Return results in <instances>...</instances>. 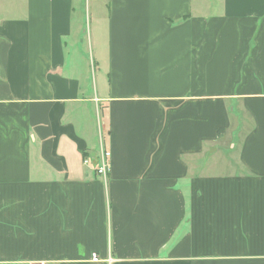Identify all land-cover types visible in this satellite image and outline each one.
I'll use <instances>...</instances> for the list:
<instances>
[{
    "label": "crops",
    "instance_id": "obj_1",
    "mask_svg": "<svg viewBox=\"0 0 264 264\" xmlns=\"http://www.w3.org/2000/svg\"><path fill=\"white\" fill-rule=\"evenodd\" d=\"M0 264H264V0H0Z\"/></svg>",
    "mask_w": 264,
    "mask_h": 264
},
{
    "label": "rangeland",
    "instance_id": "obj_2",
    "mask_svg": "<svg viewBox=\"0 0 264 264\" xmlns=\"http://www.w3.org/2000/svg\"><path fill=\"white\" fill-rule=\"evenodd\" d=\"M87 9H89V6L85 4L84 20H83V21H86L84 25L85 30L87 29V25L89 24V21H95V18L98 15H100V14H96L93 9L91 10V8L89 9L90 10V15H89V11ZM82 38L83 39L85 38V34L83 35ZM240 123L241 122L238 119L234 120V124H235L234 131L232 130L233 131V132L231 131L232 133L230 132L229 134L225 135L222 138V140L220 141V147H219V151L217 152V156L208 157L209 163H214L215 165H222V167H224L225 169L224 172L226 173L231 172V174H234V173H237V171H239V170H236L234 164H232L229 160V159L237 160V157H238V154H236L237 151L231 152L229 151V147H230V144L235 141V135H236L235 129ZM237 133L240 134L239 131H237Z\"/></svg>",
    "mask_w": 264,
    "mask_h": 264
},
{
    "label": "built area",
    "instance_id": "obj_3",
    "mask_svg": "<svg viewBox=\"0 0 264 264\" xmlns=\"http://www.w3.org/2000/svg\"><path fill=\"white\" fill-rule=\"evenodd\" d=\"M84 164H90V159H84ZM110 171V153L106 149L101 152V155L98 156V164L96 172L101 177H108ZM99 260L96 254L92 255V261L97 262Z\"/></svg>",
    "mask_w": 264,
    "mask_h": 264
}]
</instances>
